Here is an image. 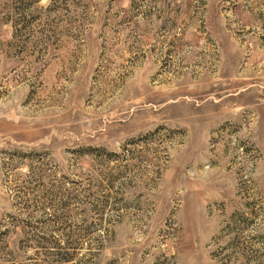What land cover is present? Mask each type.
I'll return each mask as SVG.
<instances>
[{"label":"rangeland","instance_id":"obj_1","mask_svg":"<svg viewBox=\"0 0 264 264\" xmlns=\"http://www.w3.org/2000/svg\"><path fill=\"white\" fill-rule=\"evenodd\" d=\"M0 264H264V0H0Z\"/></svg>","mask_w":264,"mask_h":264}]
</instances>
